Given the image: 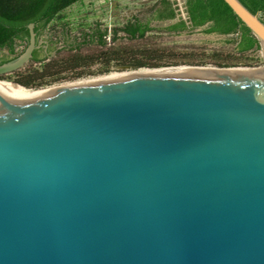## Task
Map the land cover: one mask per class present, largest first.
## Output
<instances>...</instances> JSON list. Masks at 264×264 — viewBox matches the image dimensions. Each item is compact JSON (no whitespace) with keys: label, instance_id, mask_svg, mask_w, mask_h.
<instances>
[{"label":"water","instance_id":"water-1","mask_svg":"<svg viewBox=\"0 0 264 264\" xmlns=\"http://www.w3.org/2000/svg\"><path fill=\"white\" fill-rule=\"evenodd\" d=\"M226 69L0 85V264H264V64Z\"/></svg>","mask_w":264,"mask_h":264},{"label":"rangeland","instance_id":"rangeland-1","mask_svg":"<svg viewBox=\"0 0 264 264\" xmlns=\"http://www.w3.org/2000/svg\"><path fill=\"white\" fill-rule=\"evenodd\" d=\"M156 1L158 0H78L59 11L38 38L51 42L54 47L51 57L57 61V64L52 71L58 82L52 84L99 76L113 71L146 69L150 67L141 66L132 69L130 65L153 60L179 63L161 67L252 68L262 67L264 64V48L260 45L258 49L243 55L234 54L231 45L222 43L228 36L202 34V28L184 31L180 35L153 31L143 40L117 39L113 43L110 42L112 27L120 25L132 15L145 16ZM261 18L264 19L263 16ZM167 22L157 24L164 25ZM95 28L107 31L106 44L102 47L95 43H84L82 40L83 32H90ZM118 35L121 33L118 32ZM78 43H81L78 49L72 50V47ZM24 46V43L16 41L12 55L19 54ZM148 50L154 53L149 54ZM114 51H118L119 56H116ZM0 52L7 53L6 49H1ZM188 62L201 64H187ZM222 62L237 63V65L217 66V63ZM248 64L252 65L248 66ZM40 67V63L28 60L19 69L0 75V81L12 82L27 89L17 80L21 75L34 69L39 70ZM56 71L58 72L55 73ZM45 86L49 85L41 87Z\"/></svg>","mask_w":264,"mask_h":264},{"label":"trees","instance_id":"trees-1","mask_svg":"<svg viewBox=\"0 0 264 264\" xmlns=\"http://www.w3.org/2000/svg\"><path fill=\"white\" fill-rule=\"evenodd\" d=\"M78 0H0V50L6 49L7 53L0 52V64L6 62L17 54H13L16 41L26 45L27 27L29 22L33 23L36 39L43 33L47 24L62 9ZM247 10L257 14L264 22V0H238ZM185 8L190 21L187 28L182 20L175 18L172 3L169 0H158L143 17L132 15L125 19L120 25L112 27L109 40L124 39L126 41L143 40L149 32H165L167 34L180 35L184 31L202 28V34L223 35L226 37L222 43L232 46L234 54L243 55L259 48V43L251 34L249 29L232 13L223 0H185ZM168 21L164 25L158 22ZM118 32L121 35H118ZM84 43H95L102 47L106 44V29H92L90 32L81 34ZM51 45V42H49ZM81 44V43H80ZM79 43L72 47L78 49ZM53 46L48 48V53ZM125 49V48H122ZM109 50V48H108ZM160 50V49H159ZM125 51V50H124ZM152 54L151 50L147 51ZM119 56L118 51H114ZM127 57V55H126ZM32 61L41 64L40 69H34L25 73L17 80L19 84L29 90L50 85L58 82L52 71L57 61L48 56H40L37 49L32 52ZM176 61L162 62L153 60L151 62L132 63V69L147 66L150 68L177 65ZM187 64H201L188 62ZM237 63H217L219 67L235 66ZM252 64H248L251 66ZM56 71L55 73H57ZM42 80H45L44 82ZM45 83V84H44ZM47 83V84H46Z\"/></svg>","mask_w":264,"mask_h":264},{"label":"built area","instance_id":"built-area-1","mask_svg":"<svg viewBox=\"0 0 264 264\" xmlns=\"http://www.w3.org/2000/svg\"><path fill=\"white\" fill-rule=\"evenodd\" d=\"M172 3L175 18L182 20L187 28H190V21L185 8V0H169Z\"/></svg>","mask_w":264,"mask_h":264},{"label":"bare ground","instance_id":"bare-ground-1","mask_svg":"<svg viewBox=\"0 0 264 264\" xmlns=\"http://www.w3.org/2000/svg\"><path fill=\"white\" fill-rule=\"evenodd\" d=\"M186 67V66H185ZM199 68V67H198ZM200 68H206V69H214V68H211V67H200ZM261 67H246V69H252V70H258L260 69ZM147 69V68H146ZM228 69H241V68H238V67H229L227 68L226 70ZM123 72H126V71H123ZM111 73H119V72H110V73H105V74H111ZM105 74H102V75H105ZM78 80V79H77ZM74 81V80H73ZM66 82H70V81H66ZM66 82H60V83H55V84H52V85H49V86H45V87H39V88H36V89H32V90H27V89H24L20 86H18L17 84L15 83H9V82H4V81H0V85H4V86H8V87H11V88H14V89H17V90H22V91H35V90H41V89H44V88H48V87H51V86H54V85H58V84H62V83H66Z\"/></svg>","mask_w":264,"mask_h":264},{"label":"flooded vegetation","instance_id":"flooded-vegetation-1","mask_svg":"<svg viewBox=\"0 0 264 264\" xmlns=\"http://www.w3.org/2000/svg\"><path fill=\"white\" fill-rule=\"evenodd\" d=\"M51 46L52 45H50V43L48 42V44H47V46L45 48V51H43V46L41 45L40 48L37 49L39 55L42 56V57L43 56H49V54L51 53V51L54 49V47H53V49L48 53V48L51 47Z\"/></svg>","mask_w":264,"mask_h":264}]
</instances>
